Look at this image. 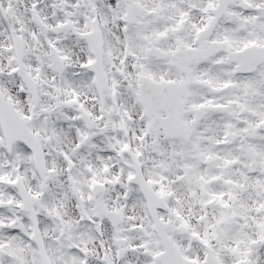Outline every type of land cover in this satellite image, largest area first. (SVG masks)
Instances as JSON below:
<instances>
[{"label": "snow or ice", "instance_id": "6c2138e0", "mask_svg": "<svg viewBox=\"0 0 264 264\" xmlns=\"http://www.w3.org/2000/svg\"><path fill=\"white\" fill-rule=\"evenodd\" d=\"M0 264H264V0H0Z\"/></svg>", "mask_w": 264, "mask_h": 264}]
</instances>
